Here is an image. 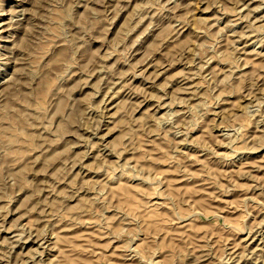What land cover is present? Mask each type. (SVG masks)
I'll return each mask as SVG.
<instances>
[{"label": "rangeland", "instance_id": "1", "mask_svg": "<svg viewBox=\"0 0 264 264\" xmlns=\"http://www.w3.org/2000/svg\"><path fill=\"white\" fill-rule=\"evenodd\" d=\"M0 264H264V0H0Z\"/></svg>", "mask_w": 264, "mask_h": 264}]
</instances>
